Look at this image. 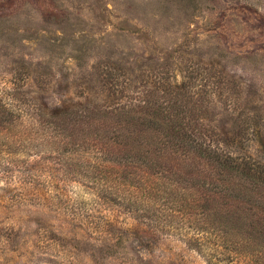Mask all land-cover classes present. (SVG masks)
<instances>
[{
	"label": "rangeland",
	"instance_id": "374dc122",
	"mask_svg": "<svg viewBox=\"0 0 264 264\" xmlns=\"http://www.w3.org/2000/svg\"><path fill=\"white\" fill-rule=\"evenodd\" d=\"M175 136L264 168V0H0V264H209L93 176L207 180Z\"/></svg>",
	"mask_w": 264,
	"mask_h": 264
},
{
	"label": "trees",
	"instance_id": "16d2710c",
	"mask_svg": "<svg viewBox=\"0 0 264 264\" xmlns=\"http://www.w3.org/2000/svg\"><path fill=\"white\" fill-rule=\"evenodd\" d=\"M56 117H61L57 110L52 112L49 121L35 117L38 130L62 134L52 127L59 122L52 119ZM122 135L123 142L125 138L145 142L144 146L154 145L137 135L131 139V132ZM175 137L182 141H167L181 146L185 137ZM66 138L63 135L62 139ZM189 141L187 146H181L184 154L205 160L209 170L207 180L205 175L194 180L191 170L181 173L177 168L151 169V173L132 171L114 182H108L105 168L93 172V176L97 177L96 182L114 189L116 199L126 202L135 218L159 219V232L178 236L209 264H228L240 249L250 245L264 247V196L259 194L264 189V168L251 161H238L220 149L197 146L194 139ZM156 147L165 152L162 145ZM142 153L146 157H157L150 150ZM148 224L152 228V224Z\"/></svg>",
	"mask_w": 264,
	"mask_h": 264
}]
</instances>
